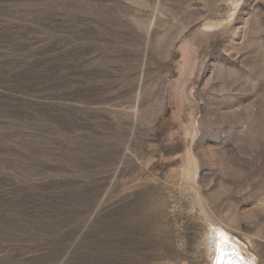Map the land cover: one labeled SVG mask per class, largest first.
<instances>
[{"label": "rangeland", "instance_id": "374dc122", "mask_svg": "<svg viewBox=\"0 0 264 264\" xmlns=\"http://www.w3.org/2000/svg\"><path fill=\"white\" fill-rule=\"evenodd\" d=\"M217 229L264 264V0H0V264H211Z\"/></svg>", "mask_w": 264, "mask_h": 264}, {"label": "bare ground", "instance_id": "6f19581e", "mask_svg": "<svg viewBox=\"0 0 264 264\" xmlns=\"http://www.w3.org/2000/svg\"><path fill=\"white\" fill-rule=\"evenodd\" d=\"M235 245L236 244L230 242L228 234H226L225 231L222 232V230L217 229L213 244L214 259L211 264H215L217 257L220 255V253H218L217 251L218 247L222 250L223 253H225L222 258V264H252V262L246 259L247 257H245L241 252H238V248Z\"/></svg>", "mask_w": 264, "mask_h": 264}, {"label": "snow or ice", "instance_id": "6c2138e0", "mask_svg": "<svg viewBox=\"0 0 264 264\" xmlns=\"http://www.w3.org/2000/svg\"><path fill=\"white\" fill-rule=\"evenodd\" d=\"M217 251L218 253H220V255L217 257L215 264H222V258L225 255V253H223L219 247L217 248Z\"/></svg>", "mask_w": 264, "mask_h": 264}]
</instances>
